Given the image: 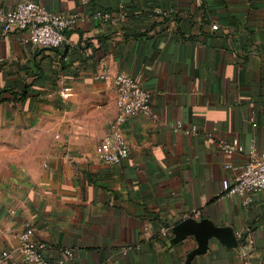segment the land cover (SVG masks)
I'll use <instances>...</instances> for the list:
<instances>
[{
  "label": "crops",
  "instance_id": "1",
  "mask_svg": "<svg viewBox=\"0 0 264 264\" xmlns=\"http://www.w3.org/2000/svg\"><path fill=\"white\" fill-rule=\"evenodd\" d=\"M34 1L77 23L58 48L0 33V264H26L27 226L53 263L68 249L65 264H185L196 241L172 242L171 228L187 217L231 228L238 243L210 239L191 264H264V199L220 194L251 145L264 152V0ZM103 71L149 90L158 116L123 123L119 164L95 155L117 112ZM233 138L242 148L227 155Z\"/></svg>",
  "mask_w": 264,
  "mask_h": 264
},
{
  "label": "built area",
  "instance_id": "2",
  "mask_svg": "<svg viewBox=\"0 0 264 264\" xmlns=\"http://www.w3.org/2000/svg\"><path fill=\"white\" fill-rule=\"evenodd\" d=\"M94 17L106 19L107 15L97 13ZM75 15L54 12L48 10L43 4L34 0L18 1L12 8L2 10L0 8V33L17 32L23 36L22 43H28L38 48H57L66 41L64 31L76 25ZM214 29L217 28L213 24ZM96 79L109 81L116 92V115L109 124L107 133L95 148L97 159L104 164H119L129 155V145L122 131L123 123L131 117L144 115L152 120L157 119L151 104L150 91L143 87L131 76L120 72L110 74L101 72L95 75ZM174 129L186 135H195L198 128L195 125L184 127L181 121H176ZM223 152L227 155L241 150L237 138L221 143ZM221 196H236L241 194L256 193L264 199V152H258L251 145L249 154L239 174L232 180L221 181ZM193 214H198L193 210ZM162 234H168V230L161 229ZM18 253L26 264H65V256L70 251H63V257L54 263L48 257L50 248L46 242L34 238L31 226L25 227L19 234ZM10 254L2 251L0 263Z\"/></svg>",
  "mask_w": 264,
  "mask_h": 264
},
{
  "label": "water",
  "instance_id": "3",
  "mask_svg": "<svg viewBox=\"0 0 264 264\" xmlns=\"http://www.w3.org/2000/svg\"><path fill=\"white\" fill-rule=\"evenodd\" d=\"M171 233L173 234L172 242L183 241L188 236H192L196 241V247L188 251L185 257V264H191L194 256L204 254L209 248L210 239H215L229 249L238 246L231 228L215 225L207 218L195 220L192 217H187L181 219L171 228Z\"/></svg>",
  "mask_w": 264,
  "mask_h": 264
},
{
  "label": "trees",
  "instance_id": "4",
  "mask_svg": "<svg viewBox=\"0 0 264 264\" xmlns=\"http://www.w3.org/2000/svg\"><path fill=\"white\" fill-rule=\"evenodd\" d=\"M70 29V28H69ZM68 29H66L65 31H64V33H65V36H66V31H67ZM58 48V47H57Z\"/></svg>",
  "mask_w": 264,
  "mask_h": 264
}]
</instances>
